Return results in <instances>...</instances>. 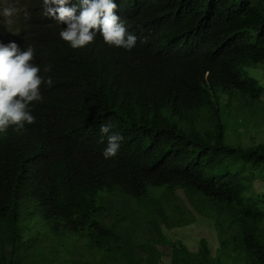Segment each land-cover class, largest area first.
<instances>
[{
  "label": "trees",
  "instance_id": "16d2710c",
  "mask_svg": "<svg viewBox=\"0 0 264 264\" xmlns=\"http://www.w3.org/2000/svg\"><path fill=\"white\" fill-rule=\"evenodd\" d=\"M122 1L124 23L137 36L131 50L100 42L68 49V62L57 35L27 38L40 43L45 81L36 120L48 115L52 132L90 152L80 169L50 173L36 186L22 158L0 155V264H162L161 245L171 248L165 264H222V256L264 264V194L254 195L264 142H228L229 119L231 129L242 121L237 106L227 119L219 106L221 92L264 96L261 81L243 69L264 63V0ZM45 25L40 18L20 35ZM109 124L123 140L105 159L100 129ZM29 129L37 142L42 132ZM128 153L140 159L142 177ZM196 214L217 228V251L204 237L174 241L163 231L172 215L181 227Z\"/></svg>",
  "mask_w": 264,
  "mask_h": 264
},
{
  "label": "clouds",
  "instance_id": "9594fccd",
  "mask_svg": "<svg viewBox=\"0 0 264 264\" xmlns=\"http://www.w3.org/2000/svg\"><path fill=\"white\" fill-rule=\"evenodd\" d=\"M124 5L122 0H0V132L12 126L0 155L22 158L20 166H25L30 185L47 180L50 173L80 169L90 147L75 137L52 132L50 121L46 122L48 115H44L43 122L36 120L40 113L37 105L42 100L40 86L45 81L36 62L40 43H28L27 38L57 35L62 42L60 55L68 62V49H89L100 42L105 44L102 47L131 50L137 36L124 23ZM40 18L46 20L45 30L20 35ZM46 83L52 85L50 77ZM32 124L42 132L37 142L32 140ZM112 127L102 125L100 129L101 142L107 137L105 159L118 154L123 140L119 133L111 131ZM123 156L131 161L134 176L142 177L140 159L131 153ZM6 173L14 174V170Z\"/></svg>",
  "mask_w": 264,
  "mask_h": 264
},
{
  "label": "rangeland",
  "instance_id": "374dc122",
  "mask_svg": "<svg viewBox=\"0 0 264 264\" xmlns=\"http://www.w3.org/2000/svg\"><path fill=\"white\" fill-rule=\"evenodd\" d=\"M264 63H261L259 65H247L244 66L243 69L246 72H249L250 75H253L257 77L261 83L264 85ZM222 96H220V109L221 114H224L225 119L228 118L229 114H233L232 111L237 106L238 109L234 110L237 111L236 114H238V120L242 121V125L239 127H234L231 129L232 123H233V117L229 119V124L227 125V141L231 143H236L240 141L241 143L245 144L247 142L249 143H259L264 142V96L261 100H250L249 98H246L241 92L239 91H232L223 93L221 92ZM226 121V120H225ZM241 140H240V135ZM233 137V139L230 137ZM231 168L235 169L236 167L242 168L241 166L244 165L243 163H238L237 165L232 166ZM249 170L248 173H244L242 175H250ZM256 174L259 175V177L256 179L254 183L255 188V196L264 194V166L259 167L256 169ZM154 191H159V187H154ZM104 195L110 194L108 190H102ZM259 192V193H258ZM178 194L181 195V203L185 207L187 204H189L188 198L185 196V194L182 191H179ZM135 200V199H134ZM136 201V200H135ZM150 201L149 198H145L144 202L148 203ZM263 207H264V199L261 201ZM178 216L172 215L170 218V226L163 225V231L166 235H168L172 240H181L186 242H197L199 243L201 238H206L209 241L210 246L212 249L216 250L217 247H219V234L217 231V228L215 225L210 221L205 219L203 216L196 214V220L192 222L191 224L184 225L181 227L174 226L176 223ZM172 226V227H171ZM183 241V242H184ZM191 249L196 252L198 248L196 246H191ZM159 250L164 252V255H162L161 263H164V258L167 254L171 252V248L161 245L159 246ZM218 250V249H217ZM216 250V251H217ZM48 251V250H47ZM237 259L229 258L222 256V264H237Z\"/></svg>",
  "mask_w": 264,
  "mask_h": 264
}]
</instances>
